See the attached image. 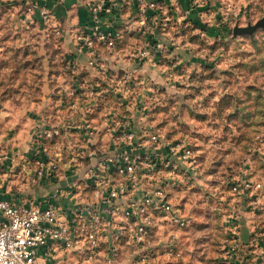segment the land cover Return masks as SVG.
I'll return each mask as SVG.
<instances>
[{
	"label": "rangeland",
	"instance_id": "1",
	"mask_svg": "<svg viewBox=\"0 0 264 264\" xmlns=\"http://www.w3.org/2000/svg\"><path fill=\"white\" fill-rule=\"evenodd\" d=\"M160 4L152 15L150 37L161 43L159 63L102 69L107 93L90 100L95 111L87 117L99 127L88 135L60 124L57 136L73 138L83 150L97 148L93 143L99 134L110 138L106 124L114 117L130 121L136 130L152 124L170 138L189 135L201 156L203 175L179 189L174 202L191 222L159 231L143 254L132 253L129 244L112 254L108 242L96 257L73 251L53 264H264V27L233 34L235 25L264 17V0ZM51 6L52 0H0V155L12 151L9 139L17 141L15 146L23 145L24 133L33 139L42 123L24 131L29 127L24 125V105L29 110L42 105L53 85L48 77L61 72L55 60L59 35L49 33L56 24L44 16L52 14ZM148 42L141 34L120 53L131 56ZM103 145L108 146L102 141L98 148ZM13 178L23 188L30 181L23 193L34 195L32 174L24 178L15 170ZM246 181L261 185L245 187ZM232 224L240 238L256 236L250 256L226 252L224 239Z\"/></svg>",
	"mask_w": 264,
	"mask_h": 264
},
{
	"label": "built area",
	"instance_id": "2",
	"mask_svg": "<svg viewBox=\"0 0 264 264\" xmlns=\"http://www.w3.org/2000/svg\"><path fill=\"white\" fill-rule=\"evenodd\" d=\"M124 1L128 0L90 1V37L110 47L115 44L116 32L102 27V15L112 14ZM160 3L161 0H137L142 14L147 13L146 8L158 12ZM154 51L150 56V49L146 48L137 55L150 56V64L157 65ZM96 63L93 56L89 64ZM86 87L92 93L93 85ZM78 128L92 134L97 127L85 121ZM106 128L110 138L105 149L83 150L79 144L63 147L54 162L38 155L48 152L45 141L59 135L60 127L41 125L35 131L32 147L38 157L36 175L40 177L46 169L58 170L60 165H67L76 176L68 187L76 196L69 213L53 201L24 202L1 197L0 264H53L59 255L73 251L96 257L108 242L112 243V254H117L121 244H129L132 253L143 254L159 231L190 224V215L174 202V195L203 175L201 156L192 138H170L152 124L136 130L130 121L120 117H114ZM260 185L253 181L244 183L245 187ZM233 189L237 190L238 185L234 184ZM255 239L252 236L241 240L236 224H232L224 239L226 252L239 255L253 246Z\"/></svg>",
	"mask_w": 264,
	"mask_h": 264
},
{
	"label": "crops",
	"instance_id": "3",
	"mask_svg": "<svg viewBox=\"0 0 264 264\" xmlns=\"http://www.w3.org/2000/svg\"><path fill=\"white\" fill-rule=\"evenodd\" d=\"M90 1L52 0V14L44 15L45 17L51 16L52 18L49 20H53L56 24V27L49 33L54 34V36L59 35V52L56 54L55 60L59 63L61 72L52 73L51 77H48V82H53V85L47 89L48 95H43L42 105L38 104L35 107L36 109L33 110L26 109L24 105V117L26 118L24 125L29 126L25 127L24 131H29L30 127L38 122L45 126L58 125L60 127V124H64V127L76 128V126H79L77 123L82 119L90 121L94 126L99 127L97 123L92 122L87 117L89 118L95 111L90 107V100L93 98L97 99L100 96L102 98L107 93L102 83L103 78L100 75L101 72H104L102 69L107 66H125L135 63L140 64L141 62L150 64L149 59L154 50L156 51H154L155 57L160 61V48L158 51L156 46L158 44L161 46V43L156 42V39L150 38L155 30L152 28L151 22L155 11L153 12V10L146 8L147 13L142 14L139 10L140 7L137 5V0H128L120 3L112 14L102 15V27L111 28L116 32L115 44L110 47L104 41L89 36L90 27L93 23L88 10ZM164 1L167 0H161V2ZM42 16L43 14L40 18ZM134 24L137 26H133ZM141 34L149 40L147 44L137 48L134 51L135 53H131V56L127 57L126 54L120 53L123 49H128V45L131 44L132 40ZM89 40H91V43H88ZM146 48L150 49V56L139 57L137 55L138 52ZM131 49L134 50L135 47H131ZM93 56L97 60L94 66L89 64V60ZM87 84L93 85L94 91L92 93L89 88H84ZM85 98L88 99L86 102ZM69 119L71 121H68ZM134 126L132 123L133 128ZM58 136L45 141L48 154L42 152L38 157H44L47 160L51 159L54 162L56 156L58 158V152L61 148L74 147L75 144L73 142L75 141L73 138L65 139ZM9 140L11 142H8L7 149L12 150L10 151L11 153L9 152L6 155L2 153L0 155V198H14L24 202L33 200L53 201L59 203L69 213L74 203L73 197L76 196L68 188L76 177L72 169L67 165L58 164L60 165L58 170L48 171L46 169L44 174L39 177L35 172L36 159L38 157L35 153V148L32 147L30 134L24 133V140H21L23 145L20 143L15 146L17 141ZM102 141L106 142V139H102L99 134L95 139L97 148ZM100 149H105V146L104 148L100 147ZM15 164L16 167L14 166ZM15 170L20 175H23L24 178H28L32 174L34 177V195L24 196L23 190L25 192V188L30 181H24V188L22 185L17 186L16 180L13 178ZM241 240L246 241L244 238H241ZM252 247H247L241 253H244L246 257L247 255L250 256Z\"/></svg>",
	"mask_w": 264,
	"mask_h": 264
},
{
	"label": "water",
	"instance_id": "4",
	"mask_svg": "<svg viewBox=\"0 0 264 264\" xmlns=\"http://www.w3.org/2000/svg\"><path fill=\"white\" fill-rule=\"evenodd\" d=\"M257 27H264V17L258 19L254 23H249L246 26L235 25L233 27V34L252 33Z\"/></svg>",
	"mask_w": 264,
	"mask_h": 264
}]
</instances>
